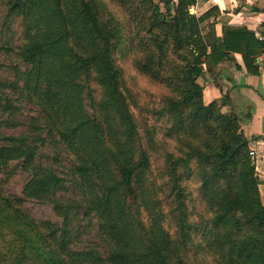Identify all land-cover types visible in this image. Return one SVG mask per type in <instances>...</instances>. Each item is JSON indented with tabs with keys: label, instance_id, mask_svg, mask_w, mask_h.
Masks as SVG:
<instances>
[{
	"label": "trees",
	"instance_id": "trees-1",
	"mask_svg": "<svg viewBox=\"0 0 264 264\" xmlns=\"http://www.w3.org/2000/svg\"><path fill=\"white\" fill-rule=\"evenodd\" d=\"M3 1L36 25L18 55L28 65L27 90L45 116L17 136L0 137V169L20 161L30 175L24 196L50 204L60 223H46L39 240L33 228L26 238L18 235L19 224L1 247L0 264H206L204 257L208 264H264V207L247 141L235 114L221 112L227 100L205 105L197 83L231 54L256 75L264 43L245 29L226 28L216 38L204 26L215 11L191 15L195 0H160L164 13L153 0H118L128 16L113 27L100 23L93 0ZM124 28L130 71L158 90L171 153L133 116L117 61ZM34 122L70 156L66 175L35 162L41 140L29 135L38 130ZM186 172L207 213L198 226L200 245H193L188 220ZM69 188L74 195L67 197ZM79 212L95 240L84 248L75 247L70 228ZM7 226L0 222V230Z\"/></svg>",
	"mask_w": 264,
	"mask_h": 264
},
{
	"label": "rangeland",
	"instance_id": "rangeland-1",
	"mask_svg": "<svg viewBox=\"0 0 264 264\" xmlns=\"http://www.w3.org/2000/svg\"><path fill=\"white\" fill-rule=\"evenodd\" d=\"M16 2V0H13ZM97 18L102 25L113 27L118 19L123 21L128 16L121 2L118 0H93ZM153 3L158 6L161 13H164L163 4L160 0H153ZM22 4V0H21ZM174 6V2L170 7ZM35 24H31L30 17L22 18L17 13L11 12L9 6L0 0V137L1 136H17L25 131L26 124L31 122V119L39 118L41 123H44L45 116L43 107L37 96H33L27 90L26 73L28 65L19 58V49L29 41V37L36 35ZM123 38L120 44L119 51L122 52V57L118 56L119 65L122 66L124 78L132 92L134 100L133 116L137 124L142 127L146 126L150 133V138L154 143L163 144L168 152H173L172 143L167 135V123L165 117H159L158 112L161 105L157 99L158 90L152 86L149 78H144L139 75H134L129 69L128 64V42L129 32L126 28L123 29ZM125 56V57H124ZM198 83V81H197ZM199 84V83H198ZM92 89V85H90ZM92 97L97 101L99 93L93 86ZM6 104L10 105V110L5 112ZM137 108V109H135ZM139 108V109H138ZM223 114H228L221 109ZM40 122L32 123L36 133L29 134L30 137H36L41 140L35 142L38 149L35 162L57 165L60 171L65 170L70 164V156L59 143L55 135H46V129ZM189 172L183 174V184L187 188L188 198V220L194 225L192 231L193 245H200L201 235L198 226L200 220L207 217L206 211L202 208L199 194L197 191L196 182L190 179ZM30 175L21 167V162L16 161L9 163L5 168L0 169V222L5 226L11 227L6 230H0V250L4 242L9 240V236L13 230L18 229V225H22L21 232L18 235L26 238L30 229L33 228V234L39 240L41 235L47 232L44 228L46 223L59 224L60 220L55 216L52 206L44 201H36L24 196L23 189ZM65 195L67 197L74 195L72 189L69 188ZM5 209L6 219L1 212ZM70 223V228L73 229L74 245L77 248H84L88 245H93L92 229L89 228L87 218H84L81 212L77 219ZM45 231V232H44ZM204 248V246H203ZM204 254V253H203ZM201 256V254L199 253ZM204 262L209 263L207 257H204Z\"/></svg>",
	"mask_w": 264,
	"mask_h": 264
},
{
	"label": "crops",
	"instance_id": "crops-1",
	"mask_svg": "<svg viewBox=\"0 0 264 264\" xmlns=\"http://www.w3.org/2000/svg\"><path fill=\"white\" fill-rule=\"evenodd\" d=\"M211 10L216 16H210L204 26H210L216 38H221L226 28L245 29L264 43V0H195L190 14L201 17ZM230 57L218 63L213 74L203 73L198 83L205 105H220L226 99L223 111L237 117L248 151L254 155L252 162L264 207V52L255 57L256 75L246 72L239 54Z\"/></svg>",
	"mask_w": 264,
	"mask_h": 264
},
{
	"label": "built area",
	"instance_id": "built-area-1",
	"mask_svg": "<svg viewBox=\"0 0 264 264\" xmlns=\"http://www.w3.org/2000/svg\"><path fill=\"white\" fill-rule=\"evenodd\" d=\"M248 155L251 158V160L253 161V156H254L253 153L252 152H249Z\"/></svg>",
	"mask_w": 264,
	"mask_h": 264
},
{
	"label": "water",
	"instance_id": "water-1",
	"mask_svg": "<svg viewBox=\"0 0 264 264\" xmlns=\"http://www.w3.org/2000/svg\"><path fill=\"white\" fill-rule=\"evenodd\" d=\"M15 4L21 5V0H16Z\"/></svg>",
	"mask_w": 264,
	"mask_h": 264
}]
</instances>
